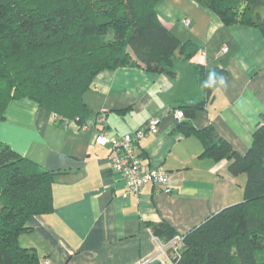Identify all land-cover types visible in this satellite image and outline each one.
<instances>
[{
  "label": "crops",
  "instance_id": "crops-1",
  "mask_svg": "<svg viewBox=\"0 0 264 264\" xmlns=\"http://www.w3.org/2000/svg\"><path fill=\"white\" fill-rule=\"evenodd\" d=\"M155 10L181 40L196 44L194 54L187 61L176 59L173 76L140 64L103 69L83 99L93 112L103 113L109 134L131 133L149 118H160L157 133L145 135L136 154L145 167L162 166L170 173L171 193L145 184L124 196L125 182L111 168L110 149L94 142L93 126L58 125L50 109L25 97L5 108L0 140L42 169L58 172L53 210L31 216L30 229L19 235V243L32 248L39 261L140 264L156 252L159 238L152 225L166 223L182 235L243 198L245 175H233L226 158L202 155L200 139L183 135L178 124L210 126L236 152H246L264 121V35L255 26L224 25L195 0H160ZM194 65L222 70L211 95L196 80ZM187 101L200 104L188 114L180 107ZM176 108L184 113L179 120Z\"/></svg>",
  "mask_w": 264,
  "mask_h": 264
},
{
  "label": "trees",
  "instance_id": "trees-1",
  "mask_svg": "<svg viewBox=\"0 0 264 264\" xmlns=\"http://www.w3.org/2000/svg\"><path fill=\"white\" fill-rule=\"evenodd\" d=\"M159 1L0 0V121L11 100L25 97L55 112L56 124L74 120L81 126L101 112L83 99L101 70L140 64L173 76L176 59L189 60L197 46L158 18ZM195 1L224 25L255 26L264 35V0ZM192 71L207 95L223 73L202 65ZM199 104L187 101L180 107L189 114ZM178 128L200 139L202 155L228 159L230 172L243 173L245 184L241 201L181 235L175 264H264V121L243 154L210 126L197 129L181 121ZM57 174L0 140V264H39L19 235L30 229L31 216L53 210ZM152 231L163 243L179 235L166 223L152 225Z\"/></svg>",
  "mask_w": 264,
  "mask_h": 264
},
{
  "label": "built area",
  "instance_id": "built-area-1",
  "mask_svg": "<svg viewBox=\"0 0 264 264\" xmlns=\"http://www.w3.org/2000/svg\"><path fill=\"white\" fill-rule=\"evenodd\" d=\"M182 22L188 26L190 19L184 18ZM226 50V47H223ZM54 121H57L58 116L52 112ZM174 116L179 120L183 117L184 113L180 108L173 110ZM75 123L79 129H85L88 126L95 128L94 142L101 146L110 149V165L111 168L124 180L127 187V192L137 193L145 184H153L166 193H171L174 188L170 184V173L162 166L153 168L145 167L136 154V147L139 141L148 133H157L160 118L157 116L149 118L142 127L136 129L131 133L122 135L109 134L105 128V116L102 112L95 116L87 124L78 125L74 120L68 121ZM182 236L176 235L170 242L163 243L158 241L156 252L145 262L157 261L160 264H175L174 258L179 256V248L182 244ZM170 250V251H169ZM169 251V252H168ZM39 264H49L48 259L39 261Z\"/></svg>",
  "mask_w": 264,
  "mask_h": 264
},
{
  "label": "rangeland",
  "instance_id": "rangeland-1",
  "mask_svg": "<svg viewBox=\"0 0 264 264\" xmlns=\"http://www.w3.org/2000/svg\"><path fill=\"white\" fill-rule=\"evenodd\" d=\"M180 64V62H178V65Z\"/></svg>",
  "mask_w": 264,
  "mask_h": 264
}]
</instances>
